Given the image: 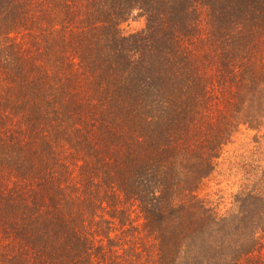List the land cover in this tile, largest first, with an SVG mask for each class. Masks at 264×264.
<instances>
[{
    "label": "trees",
    "instance_id": "obj_1",
    "mask_svg": "<svg viewBox=\"0 0 264 264\" xmlns=\"http://www.w3.org/2000/svg\"><path fill=\"white\" fill-rule=\"evenodd\" d=\"M0 264H264V0H0Z\"/></svg>",
    "mask_w": 264,
    "mask_h": 264
},
{
    "label": "rangeland",
    "instance_id": "obj_2",
    "mask_svg": "<svg viewBox=\"0 0 264 264\" xmlns=\"http://www.w3.org/2000/svg\"><path fill=\"white\" fill-rule=\"evenodd\" d=\"M145 28V22L143 19H137L135 21H132L130 24L126 25L125 27V33L130 34V33H135L143 30ZM251 133H246V134H240L238 138L236 139V142L234 145L230 147V152L233 153V151L240 150L241 147L246 146L248 142V137L251 136ZM222 179L218 178L215 180H212L207 183L206 187L204 188L203 195H208L209 193H213L217 191L220 188V181ZM226 187V184L221 186V188Z\"/></svg>",
    "mask_w": 264,
    "mask_h": 264
}]
</instances>
